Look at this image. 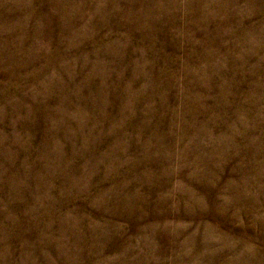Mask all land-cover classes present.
<instances>
[{"label":"rangeland","instance_id":"374dc122","mask_svg":"<svg viewBox=\"0 0 264 264\" xmlns=\"http://www.w3.org/2000/svg\"><path fill=\"white\" fill-rule=\"evenodd\" d=\"M0 264H264V0H0Z\"/></svg>","mask_w":264,"mask_h":264}]
</instances>
